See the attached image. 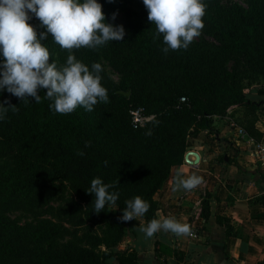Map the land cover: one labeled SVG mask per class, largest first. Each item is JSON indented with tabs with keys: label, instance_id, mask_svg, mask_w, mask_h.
Segmentation results:
<instances>
[{
	"label": "trees",
	"instance_id": "trees-1",
	"mask_svg": "<svg viewBox=\"0 0 264 264\" xmlns=\"http://www.w3.org/2000/svg\"><path fill=\"white\" fill-rule=\"evenodd\" d=\"M128 1L99 0L105 17ZM203 2L202 32L215 42L201 39L186 50L165 54L166 45L162 35L157 37L155 25L149 21L144 25L134 16L133 31L125 30L123 40L99 47L120 76L117 83L102 79L109 102L98 103L93 111L78 107L61 115L50 109L43 91L39 103L32 98L21 102L11 95L10 103L18 110L9 109L0 128L2 150L12 157L10 163L0 165V264L16 256L29 264H137L133 248H116L125 230L118 217L125 201L139 195L150 205L142 219L148 223L156 218L153 195L170 166L183 160L187 136L200 131L214 136L213 117L226 115L247 136L259 140L261 131L254 122L261 99H251L244 88L264 84V0H247L245 6ZM29 23L38 33L45 30L35 17ZM42 43L56 62L54 53L60 46L50 35ZM82 59L90 69L96 62L92 55ZM180 95L186 100L176 107ZM129 105H142L155 115L143 127L132 128ZM95 177L115 184L110 191L119 194L116 204L106 205L99 214L93 211L94 194L85 191ZM258 177L264 178L260 171ZM49 179L64 182L70 190L62 205L46 209L56 211L55 218L39 213L33 221L18 223L5 214L12 202ZM255 198L264 206V194ZM208 208L202 198L204 219ZM63 220L70 226H64ZM223 225L227 234L230 225ZM61 237L65 239L58 243ZM40 242L48 246L43 248ZM158 245L163 249L161 242Z\"/></svg>",
	"mask_w": 264,
	"mask_h": 264
},
{
	"label": "clouds",
	"instance_id": "clouds-1",
	"mask_svg": "<svg viewBox=\"0 0 264 264\" xmlns=\"http://www.w3.org/2000/svg\"><path fill=\"white\" fill-rule=\"evenodd\" d=\"M143 5L148 21L155 25L157 37H163L165 54L169 50H186L205 26L203 0H143ZM102 7L99 0H0V92L7 90L21 102L32 98L39 103L43 91L51 102L50 109L61 115L70 114L78 107L93 111L98 103H108L101 63L94 62L90 69L72 54L73 50H96L110 41L123 40L124 26L106 22ZM33 17L44 31L38 33L36 26L29 23ZM115 19L113 13L112 20ZM49 35L62 50L68 51L65 64L58 66L50 59V51L42 43ZM9 109L18 110L9 101L0 102V120ZM147 134L151 135V131ZM89 144L86 141V146ZM201 183L199 175L185 176L183 169L178 168L172 190L191 191ZM115 186L100 177L91 180L90 188L85 191L94 194L95 213L105 211L108 204H116L119 194L110 191ZM125 205L118 217L121 222L139 221L150 207L139 195L125 201ZM157 215L158 219L140 224L139 231L146 239L161 231L177 236L190 234L189 224L181 223L175 216Z\"/></svg>",
	"mask_w": 264,
	"mask_h": 264
},
{
	"label": "crops",
	"instance_id": "crops-1",
	"mask_svg": "<svg viewBox=\"0 0 264 264\" xmlns=\"http://www.w3.org/2000/svg\"><path fill=\"white\" fill-rule=\"evenodd\" d=\"M244 91L251 99H261L254 122L261 131L259 140L239 137L225 115L213 117L217 129L214 136L204 131L192 134L193 143L185 149L196 151L198 161L182 160L171 165L153 195L156 218L158 213L175 216L189 224L190 234L177 236L161 231L146 239L139 231L140 224H147L142 217L123 222L124 234L116 248H133L137 264H264V206L255 198L264 194V178L258 177L259 171L264 177V84H250ZM232 107L235 105L227 110ZM220 147L222 151L216 149ZM178 168L185 176L199 175L202 183L191 191H173ZM202 198L209 206L205 219L200 214ZM224 222L230 225L227 234Z\"/></svg>",
	"mask_w": 264,
	"mask_h": 264
},
{
	"label": "rangeland",
	"instance_id": "rangeland-1",
	"mask_svg": "<svg viewBox=\"0 0 264 264\" xmlns=\"http://www.w3.org/2000/svg\"><path fill=\"white\" fill-rule=\"evenodd\" d=\"M222 3L227 2H236L241 5H246L247 0H220ZM116 13V19L112 20V14ZM137 17L144 25L148 24L147 19V10L143 5V0H129L122 7L113 10L106 17V22L113 23L116 25L122 24L125 30L133 31L132 28V17ZM201 39H205L207 41H216L212 36L204 34L201 32V35L197 38H194L195 41H200ZM192 43L190 45H192ZM77 59L82 61L83 55H92L95 57L96 62L101 63L104 71L101 73L103 80L111 83H117L119 81L120 73L117 71L109 62V60L105 57V54L101 49H88L83 48V50H73V53ZM69 55L68 51L62 50L59 48L54 53V58L59 65H63L66 63L67 56ZM2 59V58H0ZM230 61L225 63V67L229 68ZM4 90L0 92V102L9 101L11 94ZM231 107V106H230ZM4 119L0 120V128L3 126ZM192 134H189L186 138V145L192 141ZM202 137V136H201ZM204 138V137H202ZM211 138V137H210ZM224 142V141H223ZM196 143V142H195ZM3 145L0 143V165L5 163H10L12 157L9 153L4 152ZM218 151H222L223 148H216ZM186 150V149H185ZM219 155V154H218ZM220 158V155L218 156ZM211 163V162H210ZM213 164V163H212ZM70 194V190L64 182H59L58 180L49 179L34 187L27 197L17 201L16 203L12 202V204L5 210V214L17 221L18 223H23L27 221H33L39 213L40 216H46L55 218L56 211L48 212L46 209L50 206H60L63 203L64 197ZM61 219V217H59ZM63 219V218H62ZM64 226L69 227V223L66 221H62ZM65 237H61L57 239V242L60 243L64 241ZM39 246L46 248L48 246V242H40ZM31 248V244L28 245ZM4 264H29L24 257L16 256V257H7L3 260Z\"/></svg>",
	"mask_w": 264,
	"mask_h": 264
},
{
	"label": "built area",
	"instance_id": "built-area-1",
	"mask_svg": "<svg viewBox=\"0 0 264 264\" xmlns=\"http://www.w3.org/2000/svg\"><path fill=\"white\" fill-rule=\"evenodd\" d=\"M186 98L183 95L178 96L177 102L175 103L176 107H179L181 103H184ZM129 125L132 128L143 127L150 119L155 115V112H146L142 105H129L127 109ZM226 116V115H225ZM229 120V125L233 126V130L239 137L246 136L244 129L235 123L230 117L226 116ZM258 141V140H257ZM258 150L262 151V146L259 143H256ZM264 158V154L261 153ZM193 159V156H190Z\"/></svg>",
	"mask_w": 264,
	"mask_h": 264
},
{
	"label": "water",
	"instance_id": "water-1",
	"mask_svg": "<svg viewBox=\"0 0 264 264\" xmlns=\"http://www.w3.org/2000/svg\"><path fill=\"white\" fill-rule=\"evenodd\" d=\"M118 92L122 93V94H125V95H128L129 94V90H117ZM188 155H192L193 156V159H189L188 158ZM199 159V155L196 151L194 150H185L184 153H183V160L188 162V163H195L196 161H198Z\"/></svg>",
	"mask_w": 264,
	"mask_h": 264
}]
</instances>
